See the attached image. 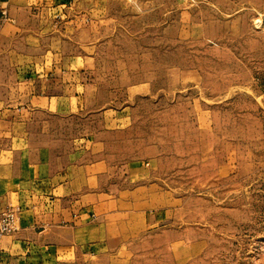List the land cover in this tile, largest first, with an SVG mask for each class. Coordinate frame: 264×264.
Wrapping results in <instances>:
<instances>
[{"label":"rangeland","instance_id":"374dc122","mask_svg":"<svg viewBox=\"0 0 264 264\" xmlns=\"http://www.w3.org/2000/svg\"><path fill=\"white\" fill-rule=\"evenodd\" d=\"M94 1L101 93H152L109 151L162 193L129 264H264V0Z\"/></svg>","mask_w":264,"mask_h":264},{"label":"crops","instance_id":"0c3cea01","mask_svg":"<svg viewBox=\"0 0 264 264\" xmlns=\"http://www.w3.org/2000/svg\"><path fill=\"white\" fill-rule=\"evenodd\" d=\"M93 1L0 0V216H15L0 264H129L162 206L152 160L109 152L125 107L152 93L133 79L101 93Z\"/></svg>","mask_w":264,"mask_h":264},{"label":"built area","instance_id":"2783aa9c","mask_svg":"<svg viewBox=\"0 0 264 264\" xmlns=\"http://www.w3.org/2000/svg\"><path fill=\"white\" fill-rule=\"evenodd\" d=\"M7 20L6 10L0 8V23ZM14 212H5L0 216V238L13 230Z\"/></svg>","mask_w":264,"mask_h":264}]
</instances>
